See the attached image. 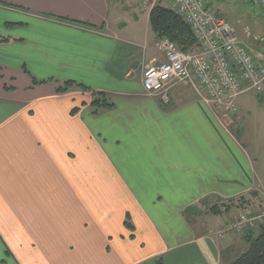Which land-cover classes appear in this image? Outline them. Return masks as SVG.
I'll return each mask as SVG.
<instances>
[{
	"label": "crops",
	"instance_id": "crops-1",
	"mask_svg": "<svg viewBox=\"0 0 264 264\" xmlns=\"http://www.w3.org/2000/svg\"><path fill=\"white\" fill-rule=\"evenodd\" d=\"M207 2L264 58L257 2ZM155 5L172 9L0 0V264H229L247 250L250 232L219 234L264 206L242 129L264 92L241 95L223 125L188 86L168 106L146 94L143 67L164 61ZM131 20L145 26L128 32ZM69 81L90 91H56ZM94 93L112 107L94 114Z\"/></svg>",
	"mask_w": 264,
	"mask_h": 264
},
{
	"label": "built area",
	"instance_id": "built-area-1",
	"mask_svg": "<svg viewBox=\"0 0 264 264\" xmlns=\"http://www.w3.org/2000/svg\"><path fill=\"white\" fill-rule=\"evenodd\" d=\"M174 12L190 27L196 40L189 52H181L167 39L156 41L164 61L141 71L144 92L168 106L170 91L178 84L191 88L198 101L223 125L238 114V98L264 88V59L242 42L236 28L216 14L207 0H170ZM230 1V0H227ZM264 9V0H252ZM263 215L247 220L243 214L222 234L241 235L262 223Z\"/></svg>",
	"mask_w": 264,
	"mask_h": 264
},
{
	"label": "trees",
	"instance_id": "trees-1",
	"mask_svg": "<svg viewBox=\"0 0 264 264\" xmlns=\"http://www.w3.org/2000/svg\"><path fill=\"white\" fill-rule=\"evenodd\" d=\"M149 24L157 40L167 39L181 52H189L196 45V40L190 27L173 11V9L155 5L150 11ZM9 41V39L0 38V44ZM23 72L31 79L33 85H41L44 82L38 81L32 77L25 67L23 68ZM71 89L80 90L82 92L90 91L88 87L73 81L65 82L61 86H58L56 91L58 93H64ZM90 106L93 108V113L97 114L101 109L107 110L111 108L112 104L109 103L108 98L104 94L94 93V98ZM75 112L76 110H73V113ZM227 210L228 207L222 211L220 207L212 206L209 212L217 216L225 213ZM124 226L128 229H133L127 219L124 222ZM246 242L248 243L247 250L229 264H264V224L260 226L259 233L256 236H248Z\"/></svg>",
	"mask_w": 264,
	"mask_h": 264
},
{
	"label": "rangeland",
	"instance_id": "rangeland-1",
	"mask_svg": "<svg viewBox=\"0 0 264 264\" xmlns=\"http://www.w3.org/2000/svg\"><path fill=\"white\" fill-rule=\"evenodd\" d=\"M116 1H118L119 8L124 10V12H128V10L134 9L137 5L148 2V0H116ZM142 26H145V23L142 25H138L131 20L128 22L126 28H128V32H129L130 30L134 28H139ZM179 85H183V84H178L177 86ZM263 92H264V88H263ZM250 111L252 113V116L249 117L248 123L246 125H242V129L244 132V136H245L244 138H245L246 144L248 145L247 146L248 153L250 154L251 151L255 150V148L259 151L257 164L255 165V172L260 177L261 181L264 182V102H259L258 105L254 106V108ZM237 117H238V114L236 115V118ZM259 190L262 192L261 194L264 197V190L262 189H259ZM240 214H243V216H245L247 220H253L259 217V215L264 214V206L258 214H249L246 212L240 213ZM240 214L237 216V218L240 216ZM262 224H264V218L262 219L261 224H259L258 226L252 229H248L246 233L250 232V235L254 236L253 230L257 231Z\"/></svg>",
	"mask_w": 264,
	"mask_h": 264
},
{
	"label": "bare ground",
	"instance_id": "bare-ground-1",
	"mask_svg": "<svg viewBox=\"0 0 264 264\" xmlns=\"http://www.w3.org/2000/svg\"><path fill=\"white\" fill-rule=\"evenodd\" d=\"M222 18V17H221ZM223 19H225V18H223ZM226 20V19H225ZM227 21V20H226ZM228 22V21H227Z\"/></svg>",
	"mask_w": 264,
	"mask_h": 264
}]
</instances>
